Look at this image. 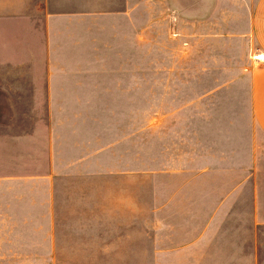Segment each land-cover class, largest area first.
<instances>
[{"label":"crops","instance_id":"obj_1","mask_svg":"<svg viewBox=\"0 0 264 264\" xmlns=\"http://www.w3.org/2000/svg\"><path fill=\"white\" fill-rule=\"evenodd\" d=\"M168 10L191 25L176 56L189 46L206 81H175L191 95L159 114L152 255L264 264V0H0V183L133 162L136 25Z\"/></svg>","mask_w":264,"mask_h":264},{"label":"rangeland","instance_id":"obj_2","mask_svg":"<svg viewBox=\"0 0 264 264\" xmlns=\"http://www.w3.org/2000/svg\"><path fill=\"white\" fill-rule=\"evenodd\" d=\"M170 15L136 25L133 162L108 152L97 171L67 167L49 181L0 183V264H158L159 114L191 95L175 81H206L187 69L189 46L176 56L175 29L186 38L191 25L175 26Z\"/></svg>","mask_w":264,"mask_h":264},{"label":"built area","instance_id":"obj_3","mask_svg":"<svg viewBox=\"0 0 264 264\" xmlns=\"http://www.w3.org/2000/svg\"><path fill=\"white\" fill-rule=\"evenodd\" d=\"M256 59L259 61H264V54L256 56Z\"/></svg>","mask_w":264,"mask_h":264}]
</instances>
